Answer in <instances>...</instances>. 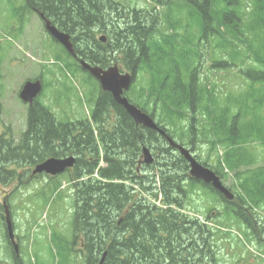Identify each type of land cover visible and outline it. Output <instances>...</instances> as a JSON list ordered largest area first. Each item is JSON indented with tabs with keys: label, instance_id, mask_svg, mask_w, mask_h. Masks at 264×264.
Returning <instances> with one entry per match:
<instances>
[{
	"label": "trees",
	"instance_id": "trees-1",
	"mask_svg": "<svg viewBox=\"0 0 264 264\" xmlns=\"http://www.w3.org/2000/svg\"><path fill=\"white\" fill-rule=\"evenodd\" d=\"M25 1L28 8H35L67 33L74 51L92 64L105 67L116 62L133 73H144L149 79L143 87L152 92V98H146L154 110L152 116L159 114L173 127L182 120L178 110L209 121L210 144L217 156L215 169L224 178L227 169L237 189L234 201L221 198L223 217L244 222L253 235L257 229L264 232L252 213V208L264 202V165H258L264 160L249 146L250 141L258 142L264 152V0H252L244 11L242 0H218L215 9L214 5L210 8L211 0H152L157 6L170 5L174 11L176 5L190 9L186 19H196L192 23L199 26L198 40L208 43L216 39L219 55L228 59H220L213 67L230 70L236 63L244 64L240 73L246 82L244 93L237 97L225 94L222 102L200 84L194 66L199 52L179 50L168 39L152 37L162 24L154 7L133 10L123 17V11L118 12L107 0ZM99 28L109 32L104 45L93 35ZM232 40L242 42L245 51L238 50ZM113 106L117 120L109 131L99 127L100 123L107 125L102 113L107 100L99 104L94 115L96 138L88 122L57 123L47 108L35 102L27 109L26 128L17 140L10 132L0 136V179L11 183L16 174L13 165L17 169L21 161L34 164L75 153L79 159L69 178L74 202L73 245L79 241L78 252L86 264H98L103 254L102 264H218L216 252L222 242L218 229L182 213L188 209L193 216L203 212L190 211L191 196L197 189L213 198L218 194L192 181L187 163L155 132L136 127L122 108ZM195 130L187 129L190 142L199 134ZM142 145L161 156L158 173L152 172V176L148 172L146 177L140 176ZM100 158L105 163L102 168L98 167ZM155 164L146 169L155 170ZM212 210L205 220L210 215L219 219ZM227 231L225 236H229Z\"/></svg>",
	"mask_w": 264,
	"mask_h": 264
},
{
	"label": "rangeland",
	"instance_id": "rangeland-1",
	"mask_svg": "<svg viewBox=\"0 0 264 264\" xmlns=\"http://www.w3.org/2000/svg\"><path fill=\"white\" fill-rule=\"evenodd\" d=\"M107 1L115 3V7L123 11V17L128 11H150L154 7L151 0ZM251 3L252 0H242L243 11L246 7H250ZM23 7V0H0V135L10 132L15 140L26 128L27 105L18 98L19 89L25 81L36 79L44 81L46 88L42 91L39 101L46 105L55 114L57 120L62 123L87 119L92 112V103L97 94L95 84H84V79L87 78L86 74L79 73L75 69L73 61L60 52L61 49L47 36L36 15L28 13L21 28V23L17 22L15 16L19 18L21 14L23 15ZM112 7L114 9V6ZM169 7L170 5H165L164 8L154 7L162 24L159 25L158 31L152 37L160 40L168 39L179 50L191 49L199 52L198 61L193 58L191 62L194 64L196 61L194 66L197 67L196 75L200 83L213 86L217 102H222L225 94L237 97L242 92L244 93L246 82L244 83L237 76L238 66L245 68L244 64L239 62L236 67L230 70L213 67L221 59L220 53L216 49L217 40L211 39L208 43L198 40L196 26L186 22V13H189L190 9L176 5V13L173 8L169 9ZM120 10L118 12L121 13ZM112 13L114 12H110V15ZM191 18L196 20L194 16ZM241 18H245V14H242ZM192 19L189 21L193 22ZM51 20L55 22V18ZM120 20V23L124 22V19L120 18L118 21ZM100 23L103 24V22ZM232 41L235 42V40ZM56 61L59 62V65H64L66 71L69 67L75 75L61 72ZM118 65L126 70L122 64L118 63ZM148 79L144 73H140L127 96L134 103L146 108L148 114H151V111L154 110L146 98L151 99L152 92L147 86L143 87L147 84ZM89 99L91 100L89 101ZM178 113L182 120L176 127L166 125L165 120L159 114L155 113L153 116L158 124L168 129L174 140L188 144L189 147H185L192 151L191 153L198 161L216 167L217 156L213 145L210 144L213 138L211 137L212 124L200 116L192 117L186 111L181 110ZM263 114L261 113L262 116ZM188 128H196L195 132L199 133L192 142L189 141L186 134ZM250 142H253L249 145L252 147L251 150L261 154L264 160V152L260 144L254 141ZM150 154L151 158L156 161V169L149 171L143 166L140 176L146 177L148 173L152 176V172L158 171L157 160L161 156L154 149H150ZM21 162L23 164L17 166L20 174L29 167L26 162ZM258 163L264 164V161L259 160ZM69 174H72V171ZM67 177L68 175L58 177L60 189H57L58 184L55 179L45 180L46 178L43 176L29 181L22 176L23 183L20 185L17 178L8 184H6L7 179L5 182L0 179V206L3 202L6 203L10 210L15 233L18 234V239L15 241L18 245V258L15 264H21L20 260L22 264H84L82 255L77 252L79 248L73 245V200L70 197L71 191ZM223 182L227 188H234L231 176ZM190 208V211L197 208L203 212L193 216L191 212H188V209L182 213L186 215L190 213L192 217H197L201 222L207 223L209 227L218 229V239H222L216 252L218 264H241V262L243 264H264L263 240L256 242L250 238V234L248 235L249 239L246 240L243 237L245 229H242V225L239 226L236 222H231L230 227L232 228H230L228 221L224 220L223 214L222 218L219 217L217 220L213 218L214 215H210V220H205L210 209H213L211 212L216 216L219 212L222 213L221 203L216 202L212 196L197 189V192L191 196ZM255 212L259 221L264 223V205L256 209ZM228 228L238 232L230 230L229 236H225L227 235L225 230ZM0 241V263L14 264L12 249L4 244L2 228Z\"/></svg>",
	"mask_w": 264,
	"mask_h": 264
},
{
	"label": "water",
	"instance_id": "water-1",
	"mask_svg": "<svg viewBox=\"0 0 264 264\" xmlns=\"http://www.w3.org/2000/svg\"><path fill=\"white\" fill-rule=\"evenodd\" d=\"M45 27L47 32L59 43H61L68 52H72L71 45L69 43V37L67 35L60 33L54 27L50 26L49 22H46ZM81 65L83 68L89 70V72L99 80L103 90L112 94L115 102L121 105L126 110L127 114L132 118L136 125H142L143 127L148 129L158 130L153 120L149 116L142 113L136 107L129 104L125 98L121 97L123 91L127 90L130 86L131 78L128 75H120L116 67L109 69L106 72H101L98 69L90 68L83 62L81 63ZM40 89L41 86L39 82H28L22 87L19 97L24 103L31 104L33 99L39 93ZM158 131L163 134L162 131ZM167 139L169 145L177 149L179 153L189 163V174L193 179L200 180L205 184H211V186L219 193H221L225 198L229 200L232 199V195H230L229 192L222 187L218 177H216L213 172L206 168H203L196 162L194 158L191 157L188 151L173 143L169 138ZM143 155L144 162L146 164L151 163V156L149 155L148 150L145 148L143 149ZM73 164V158H68L64 160L49 159L37 165L33 171V174L44 172L46 174L56 175L63 172L65 169L72 167ZM101 263L102 261L99 264Z\"/></svg>",
	"mask_w": 264,
	"mask_h": 264
},
{
	"label": "flooded vegetation",
	"instance_id": "flooded-vegetation-1",
	"mask_svg": "<svg viewBox=\"0 0 264 264\" xmlns=\"http://www.w3.org/2000/svg\"><path fill=\"white\" fill-rule=\"evenodd\" d=\"M104 96L108 97L107 95H104ZM106 100H107V108L102 110V113L104 112L106 116L105 115H103V116L106 120L114 122V120L116 119L115 110L113 109L110 101L108 99H106ZM101 101H102V97H101V100L99 98V104L101 103ZM103 116L101 118V121L103 120ZM5 215H6V206L4 205V202H3V204L0 206V224H2L3 220H5Z\"/></svg>",
	"mask_w": 264,
	"mask_h": 264
},
{
	"label": "bare ground",
	"instance_id": "bare-ground-1",
	"mask_svg": "<svg viewBox=\"0 0 264 264\" xmlns=\"http://www.w3.org/2000/svg\"><path fill=\"white\" fill-rule=\"evenodd\" d=\"M42 7H43V6H42ZM175 7H176V6H175ZM43 8H44V7H43ZM34 9H35V8H34ZM40 10H41V9H40ZM45 10H48V9L45 7ZM49 14H50V13H49ZM50 15H51V14H50ZM50 15L47 14V16H50ZM52 16H53V15H52ZM52 16H51V17H52ZM53 17H54V16H53ZM50 19H51V18H50ZM56 21H57V20H56ZM56 21H55V23H56ZM53 23H54V22H53ZM62 32H63V31H62ZM247 35H248V34H247ZM144 46H145V45H144ZM96 47H97V46H96ZM86 49H87V48H86ZM145 51H147V50H145ZM0 123H1V122H0ZM0 175H1V174H0ZM114 241H115V240H114Z\"/></svg>",
	"mask_w": 264,
	"mask_h": 264
}]
</instances>
